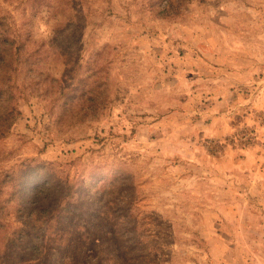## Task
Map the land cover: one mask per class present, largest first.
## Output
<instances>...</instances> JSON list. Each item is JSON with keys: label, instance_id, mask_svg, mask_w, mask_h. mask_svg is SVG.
<instances>
[{"label": "rangeland", "instance_id": "obj_1", "mask_svg": "<svg viewBox=\"0 0 264 264\" xmlns=\"http://www.w3.org/2000/svg\"><path fill=\"white\" fill-rule=\"evenodd\" d=\"M0 39V264H264V0H0Z\"/></svg>", "mask_w": 264, "mask_h": 264}, {"label": "trees", "instance_id": "obj_2", "mask_svg": "<svg viewBox=\"0 0 264 264\" xmlns=\"http://www.w3.org/2000/svg\"><path fill=\"white\" fill-rule=\"evenodd\" d=\"M12 46V42L8 39H0V59H2V56H1V53L4 52V53H12L13 52V46ZM6 67L5 63H0V68L1 70L4 69ZM10 86H6V89H9ZM1 89V88H0ZM0 93H2V91H0ZM2 116V114H0V117ZM37 189L39 190V194H38V191H33L29 197H31V201H34L36 202L38 199H36L38 196H40V194L42 193H45L47 194V196H49L52 192V190H54V187H50L49 186V183H46V182H43L42 184H40ZM41 190H45V191H41ZM41 192V193H40ZM33 202V203H34ZM32 203V204H33ZM36 208H32V205L30 207V215L29 216H33L34 217V213H35V210ZM26 246L30 249H28L27 247L24 248V247H20L22 248L23 250L25 251H30V254L31 256H35L36 255V251L38 249V245L34 243L33 240H31L30 238L27 239V243H26Z\"/></svg>", "mask_w": 264, "mask_h": 264}]
</instances>
